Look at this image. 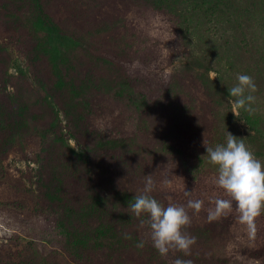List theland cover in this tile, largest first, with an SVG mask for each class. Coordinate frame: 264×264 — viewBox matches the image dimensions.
Segmentation results:
<instances>
[{
    "label": "rangeland",
    "instance_id": "374dc122",
    "mask_svg": "<svg viewBox=\"0 0 264 264\" xmlns=\"http://www.w3.org/2000/svg\"><path fill=\"white\" fill-rule=\"evenodd\" d=\"M227 131L264 161V0H0V264H264V211L207 219ZM149 174L165 206L204 202L187 256L127 207Z\"/></svg>",
    "mask_w": 264,
    "mask_h": 264
},
{
    "label": "clouds",
    "instance_id": "9594fccd",
    "mask_svg": "<svg viewBox=\"0 0 264 264\" xmlns=\"http://www.w3.org/2000/svg\"><path fill=\"white\" fill-rule=\"evenodd\" d=\"M228 103L236 116L240 110L252 113L257 101L254 95L257 85L252 76L237 73L235 83L227 88ZM208 164L216 169V185L224 191L226 199H216L215 207L208 209L209 222L221 215H226L235 207L241 224L251 226L255 216L264 211V161L258 158L244 139L237 138L227 131L223 143L206 147ZM155 182L152 175H146L144 187L140 194L131 198L127 207L139 220L140 227H147L153 248L161 257L170 251L184 253L187 256L196 238L185 229L191 224L187 209L199 213L203 207L202 200L188 199L187 205L169 204L165 206L153 195ZM191 190L185 191L191 197ZM124 239H131L124 233ZM145 245L143 240L136 244L138 249ZM174 264H192L189 259L177 258Z\"/></svg>",
    "mask_w": 264,
    "mask_h": 264
},
{
    "label": "trees",
    "instance_id": "16d2710c",
    "mask_svg": "<svg viewBox=\"0 0 264 264\" xmlns=\"http://www.w3.org/2000/svg\"><path fill=\"white\" fill-rule=\"evenodd\" d=\"M240 113L244 116V114H243V111L241 112L240 111ZM231 117V116H230ZM244 119H245V116H244ZM246 119H248L249 120V117L248 116H246Z\"/></svg>",
    "mask_w": 264,
    "mask_h": 264
}]
</instances>
